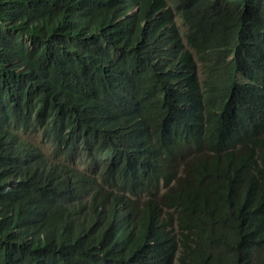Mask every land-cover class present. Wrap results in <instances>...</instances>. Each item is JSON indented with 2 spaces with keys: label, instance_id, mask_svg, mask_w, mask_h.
<instances>
[{
  "label": "trees",
  "instance_id": "obj_1",
  "mask_svg": "<svg viewBox=\"0 0 264 264\" xmlns=\"http://www.w3.org/2000/svg\"><path fill=\"white\" fill-rule=\"evenodd\" d=\"M0 264H264V0H0Z\"/></svg>",
  "mask_w": 264,
  "mask_h": 264
},
{
  "label": "rangeland",
  "instance_id": "obj_2",
  "mask_svg": "<svg viewBox=\"0 0 264 264\" xmlns=\"http://www.w3.org/2000/svg\"><path fill=\"white\" fill-rule=\"evenodd\" d=\"M196 61H197V69H198L199 77L202 78L203 67L201 65V62L198 59H196ZM16 132L23 141L30 142L33 145L38 146L40 149H42L44 151L45 156L53 164L61 163V162L64 163L61 157H55L52 155V152H51L52 146H50L48 143L41 140L40 133L38 132V130H33L32 128H28L26 130H23V129L17 130ZM68 165L70 166V164ZM76 165L79 168H82L80 165L78 164Z\"/></svg>",
  "mask_w": 264,
  "mask_h": 264
}]
</instances>
